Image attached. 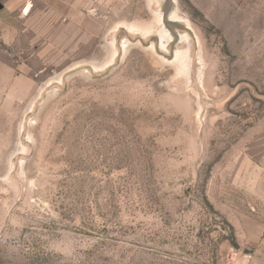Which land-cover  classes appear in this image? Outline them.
<instances>
[{
  "label": "rangeland",
  "instance_id": "obj_1",
  "mask_svg": "<svg viewBox=\"0 0 264 264\" xmlns=\"http://www.w3.org/2000/svg\"><path fill=\"white\" fill-rule=\"evenodd\" d=\"M41 3L0 36V264H264V0Z\"/></svg>",
  "mask_w": 264,
  "mask_h": 264
},
{
  "label": "crops",
  "instance_id": "obj_2",
  "mask_svg": "<svg viewBox=\"0 0 264 264\" xmlns=\"http://www.w3.org/2000/svg\"><path fill=\"white\" fill-rule=\"evenodd\" d=\"M41 6L49 7L50 0H41ZM35 0H0V36L2 38L12 37V31L18 28L12 27V24L23 22L31 18V15H47V10L35 12ZM10 31L11 34L5 32Z\"/></svg>",
  "mask_w": 264,
  "mask_h": 264
},
{
  "label": "bare ground",
  "instance_id": "obj_3",
  "mask_svg": "<svg viewBox=\"0 0 264 264\" xmlns=\"http://www.w3.org/2000/svg\"><path fill=\"white\" fill-rule=\"evenodd\" d=\"M179 18V17H178ZM175 19V18H174ZM159 20H161V16H160V14H159ZM189 26V25H188ZM164 30V29H163ZM165 32V31H164ZM163 34V33H162ZM167 34V33H166ZM180 55V53L179 52H176V57H178ZM181 57V56H180ZM167 60V59H166ZM174 60V59H173ZM184 63V62H183ZM183 69V68H182Z\"/></svg>",
  "mask_w": 264,
  "mask_h": 264
},
{
  "label": "water",
  "instance_id": "obj_4",
  "mask_svg": "<svg viewBox=\"0 0 264 264\" xmlns=\"http://www.w3.org/2000/svg\"><path fill=\"white\" fill-rule=\"evenodd\" d=\"M170 1V0H169Z\"/></svg>",
  "mask_w": 264,
  "mask_h": 264
}]
</instances>
